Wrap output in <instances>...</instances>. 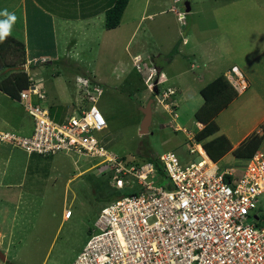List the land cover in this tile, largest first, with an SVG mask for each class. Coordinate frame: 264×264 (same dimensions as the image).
<instances>
[{
  "label": "rangeland",
  "instance_id": "rangeland-1",
  "mask_svg": "<svg viewBox=\"0 0 264 264\" xmlns=\"http://www.w3.org/2000/svg\"><path fill=\"white\" fill-rule=\"evenodd\" d=\"M231 1L237 2L232 7L233 15L241 13L240 18L253 20L252 26H256L262 12L255 9L252 13L251 6L261 0H128L117 28L107 31L100 24L93 28L90 40L77 42L76 37L75 48L69 50L74 51L71 59L63 57L64 48L70 45L54 44V63L48 65L43 58H37L31 68L26 66L25 72L39 82L55 121H61L57 111H69L71 115L81 108L85 91L77 78L88 81L86 87L91 83L98 85L101 94L96 107L107 125L94 136L130 164L167 152L173 153L181 164L196 163L200 158L188 153L185 134L173 128L197 134L195 114L204 102L200 90L223 73L235 96L214 118L217 132L203 138L200 144L223 137L230 146L235 145L251 131L260 134L264 123L261 86L238 93L235 89L236 78L231 73L235 68L230 69L227 57V40L231 39L227 4ZM245 8L252 14L242 15ZM82 12L83 16L91 14L89 10ZM20 21L18 16L12 22L0 20V30L22 42L21 30L16 26ZM86 30L77 27L75 31L81 36ZM52 31L46 39L51 47L57 41L55 27ZM205 39L206 44L202 42ZM5 45L14 46L9 42ZM11 51L16 55L15 48ZM204 51L210 55L207 60L202 58ZM7 54L0 57L1 63L19 61ZM66 63L69 65L64 66ZM154 65L160 66L169 78L166 83H159L161 71ZM154 86L159 93L169 86L177 89L172 113L165 110V102L157 103ZM149 100H153L151 123L147 134L140 135V109ZM31 126L22 107L0 93V130L27 134ZM257 151L264 155V141ZM240 161L229 154L217 167L220 171L235 168L238 174L246 163ZM95 163L64 154L51 159L30 157L20 150L0 147V254L4 257L0 264H71L91 232H96L94 223L100 211L118 197L142 189L133 179H127L123 189H117L109 173L100 174L92 168ZM154 180V186L170 190L164 175ZM258 208L264 215V195L259 198ZM64 209L70 210L69 219H63Z\"/></svg>",
  "mask_w": 264,
  "mask_h": 264
},
{
  "label": "built area",
  "instance_id": "built-area-1",
  "mask_svg": "<svg viewBox=\"0 0 264 264\" xmlns=\"http://www.w3.org/2000/svg\"><path fill=\"white\" fill-rule=\"evenodd\" d=\"M235 70L231 71L235 89L243 92L247 84ZM81 81L85 91L81 108L55 121L39 82L31 80L17 99L32 122L29 133L0 130V147L28 156L85 157L96 161L92 168L98 173H109L117 189L127 186V179L142 187L100 211L96 232L71 264H264V225L258 208L264 195V155L255 152L238 174L235 169L220 171L196 142L195 133L174 127L185 134L188 153L200 160L181 164L173 153H164L158 159L170 190L154 186V178L162 175L153 163L130 164L94 136L107 125L96 107L101 91L98 85L86 87L88 81ZM161 82L165 83L160 78ZM175 92L169 86L154 94L157 103L167 104L168 113L173 111ZM203 127L197 122L196 132ZM70 215L65 209L63 218Z\"/></svg>",
  "mask_w": 264,
  "mask_h": 264
},
{
  "label": "crops",
  "instance_id": "crops-1",
  "mask_svg": "<svg viewBox=\"0 0 264 264\" xmlns=\"http://www.w3.org/2000/svg\"><path fill=\"white\" fill-rule=\"evenodd\" d=\"M261 1L262 3H259L257 6H251L252 13L255 9L262 12L260 13L259 19L256 20V26H252L253 20L244 21L243 18H240L241 13H237V15L235 16L233 15L234 8L232 7H234L235 3L237 2L233 3V1H231L229 4H227V23L229 25L228 34L231 37V39L227 40V46L229 47L227 57L229 58L230 69H236L235 71H237L240 77L246 82L247 90L250 88H254L256 85L257 87L255 88H260L261 86V88L264 90V22H260V20H263L262 17H264V0ZM108 3L109 0H0V20L12 22L18 16L21 21L18 22L16 26L17 28H19V32L21 30L20 36L22 39V42H18L14 37L10 36L9 33H7L4 39L0 40V53H2V55H5L7 52V56H12L14 57V60H19L17 63L13 62L15 64L14 67L4 68L3 72H15L19 69H23L25 72L26 66L31 68V63L36 62L35 59L37 58H43L45 62L47 61L46 63L48 65H51L55 62V59H53V57H55V53L57 51V48L55 46L56 44H62V46L70 45L64 48L63 57L71 59L73 55L72 53H74V51L72 50V52L70 53L69 50L73 47L75 48L76 37L77 42L78 40H90L93 28L97 27V25L100 24L104 26L105 11L111 5V2L109 4ZM83 10H89L91 14L83 16L81 15L83 13ZM252 13L249 12L247 8L242 9V15H245L246 17L248 15H251ZM253 15L257 16V12ZM53 27H55L56 30L55 32L57 41H55L53 43V47H51V42L47 41L46 39L48 37V32L51 31V33H53ZM77 27L81 29L85 28V30L87 29V27H89L90 29L82 32L83 34L79 36L75 31ZM0 32L4 31L0 30ZM222 36H224V33H222ZM5 42L12 43L15 46H6ZM202 42L206 44L207 41L205 39L202 40ZM44 43H46V45H43ZM11 48H15L16 55H14V52L11 51ZM204 53L205 56H202V58H206L205 60H207V58H209L208 56L210 55H208V52L206 51H204ZM18 55H20L18 59L15 58ZM22 60H24L25 63L19 64ZM29 60L32 61L30 62ZM1 64L4 63L0 62V65ZM20 65L21 67H19ZM67 65L69 64H64V66ZM192 66L193 65H191V67ZM154 67L158 71H161V80L166 83L169 78L165 77V73L162 72V68L157 65H154ZM225 74L226 73H223L222 75L224 76ZM170 87L177 90L173 86ZM0 93L2 92L0 91ZM2 95L7 96L4 93H2ZM16 103L19 104L17 101ZM69 114V111H57L58 118L61 121L65 120L69 116ZM249 134H247V136ZM246 137L244 135L235 145L230 146L229 144L230 151L220 157L215 164L217 165L219 161L223 160L229 154L231 155L232 151ZM213 139L211 138L210 140ZM240 162L243 163L242 160ZM225 169L235 168L225 167L224 170ZM262 216L264 222V215Z\"/></svg>",
  "mask_w": 264,
  "mask_h": 264
},
{
  "label": "trees",
  "instance_id": "trees-1",
  "mask_svg": "<svg viewBox=\"0 0 264 264\" xmlns=\"http://www.w3.org/2000/svg\"><path fill=\"white\" fill-rule=\"evenodd\" d=\"M128 0H113L111 5L105 11L104 28L111 30L116 28L122 18L123 12L127 6ZM15 46V45H14ZM2 53H0V57ZM24 64V60L20 62ZM35 63V62H34ZM15 64L0 65V91L7 95L12 100L19 97V92L25 90L31 83V79L23 69L15 72L5 73L3 69L6 67H14ZM203 97V106L199 112L195 114V119L204 125L200 132H197L195 139L197 142L203 138L210 137L217 132V127L214 123V118L223 110L234 98L235 92L230 84L222 76H218L209 82L200 90ZM51 112V107L49 106ZM52 114V113H51ZM261 133L251 132L233 151L232 154L239 160L246 162L258 150L260 144L264 141V123L260 125ZM200 143V142H199ZM204 147L207 156L211 161L216 163L227 150L230 149L229 143L223 137H216L206 143H201ZM32 156V155H31ZM30 156V157H31ZM38 156V155H35ZM42 159H51V157H41ZM142 162H151L155 166L156 171L163 175L162 168L158 157H149ZM140 163V162H137ZM260 210V209H259Z\"/></svg>",
  "mask_w": 264,
  "mask_h": 264
},
{
  "label": "water",
  "instance_id": "water-1",
  "mask_svg": "<svg viewBox=\"0 0 264 264\" xmlns=\"http://www.w3.org/2000/svg\"><path fill=\"white\" fill-rule=\"evenodd\" d=\"M15 69H18V68H15ZM156 91H157V87L154 86L153 93L155 94ZM152 101L153 100H149L147 102V104L145 105V107L140 109V111L143 114V118H142V121H141L140 127H139V134L140 135L147 134V132H148V128H149L150 123H151V102ZM0 259L4 260V257L1 254H0Z\"/></svg>",
  "mask_w": 264,
  "mask_h": 264
},
{
  "label": "clouds",
  "instance_id": "clouds-1",
  "mask_svg": "<svg viewBox=\"0 0 264 264\" xmlns=\"http://www.w3.org/2000/svg\"><path fill=\"white\" fill-rule=\"evenodd\" d=\"M13 19H14V17H13ZM5 35H7V32H0V40H3L4 39V37H5ZM81 80H84V79H82V78H77V83H78V85H81L82 84V81ZM157 84V83H156ZM48 104V103H47ZM49 106V105H48Z\"/></svg>",
  "mask_w": 264,
  "mask_h": 264
}]
</instances>
